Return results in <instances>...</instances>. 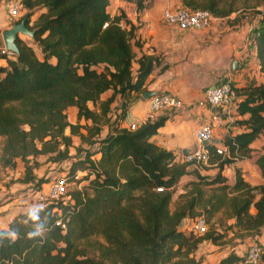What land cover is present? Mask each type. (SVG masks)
Wrapping results in <instances>:
<instances>
[{
  "label": "trees",
  "instance_id": "16d2710c",
  "mask_svg": "<svg viewBox=\"0 0 264 264\" xmlns=\"http://www.w3.org/2000/svg\"><path fill=\"white\" fill-rule=\"evenodd\" d=\"M21 1L26 11L10 25L24 18L39 52L17 36L18 53L13 58L0 56L6 61L0 66L1 164L13 168L19 159L23 173L16 181L29 183L34 193L48 182L33 174L39 165L37 156L46 155L47 161L56 164L75 159L66 177L72 179L76 170L83 171L79 180L86 184L68 192V200L46 202L30 216L18 214L7 230H0V264H198L193 256L197 244L203 239L216 243L225 232L211 228L196 237L182 230V219L193 217L195 206L204 211L206 221L223 210L234 219L225 229L237 237L253 239L259 234L264 226V183L249 185L235 168L234 180L228 184L221 170L234 159L248 157L249 144L264 131V11L250 34L262 80L235 88L236 114L246 115L235 123L243 130L223 138L226 155L206 145L207 163L217 168L213 176H207L186 162L174 161L170 151L148 140L165 116L146 118L134 130L121 126L130 98L144 91V81L157 59L140 55L132 75L133 26L126 29L119 23L120 16H109L108 0ZM234 2L181 0L183 7L205 9L212 16L229 14ZM40 7L45 11L28 24L32 9ZM108 89L111 95L99 103V112L90 110L86 103H95ZM115 95L120 101L110 110ZM68 106L76 107L77 118L89 119L91 124L68 123ZM105 116L111 128L96 139ZM72 134L97 145L91 150L78 145L71 156ZM96 153L98 158H92ZM255 164L264 178V153ZM185 174L195 180L189 182L188 192L178 196L184 200L176 201L170 211L174 186ZM58 219L63 229L55 224ZM91 236H99L101 242L88 244ZM88 246L94 256L87 254ZM241 258L230 251L217 264H234ZM261 259L264 262V252Z\"/></svg>",
  "mask_w": 264,
  "mask_h": 264
},
{
  "label": "crops",
  "instance_id": "0c3cea01",
  "mask_svg": "<svg viewBox=\"0 0 264 264\" xmlns=\"http://www.w3.org/2000/svg\"><path fill=\"white\" fill-rule=\"evenodd\" d=\"M180 5H182L181 0H108L106 7L109 16H120L119 23L122 27L127 29L129 24L133 26V37L130 40L134 54L131 62L132 75H135L137 68L135 60L140 55H152L157 59V64L153 66L144 81V91H152L155 94H170L182 103L179 108L162 109L156 113V117L165 116V120L157 128L156 133L148 139L156 146L170 151L174 161L181 159L183 151H190L195 147L193 133L198 125L202 123H212L214 133L211 143L215 145L220 144L225 136L243 130V126H238L235 121L245 118L246 115H234L231 118L214 116L215 113L211 108L196 105V102L203 98V92L207 87L229 81L235 88H240L251 82L259 83L262 80L250 35L251 30L257 26L254 24L256 15L253 12L234 7V10L225 16H212L210 25L206 29L180 30L174 25L163 23L160 17L164 8H175ZM25 11L26 9L23 10V13ZM44 11L43 7L32 9L28 24H31ZM13 21L6 17L0 4V33L7 29ZM17 36L28 43L36 53L39 52L37 45L31 39H27L22 35ZM134 42H137V45ZM234 61L235 67L233 68L232 63ZM5 65V58L0 57V66ZM110 95V89L100 93L95 103H86L87 107L98 113L99 103L106 100ZM119 101V96L115 95L108 108L113 109L112 107H116ZM147 111L148 98L142 97V93L132 95L121 126L123 127L127 121L132 120L137 121L139 124L142 123L146 119ZM65 114L66 120L70 124H91L89 119L77 118V109L74 106H68L65 109ZM107 116L102 118L104 121L100 122V130L96 139L104 137L111 128L109 120L106 119ZM79 131L85 133L82 128ZM64 134H69L67 128L64 130ZM70 139L71 145L68 147V154L71 156L75 153V147L78 145L83 149L89 148L90 150L97 145L96 143L91 145L82 142L74 134L70 135ZM3 141L4 137L0 135V158ZM260 147L264 148V131L249 144L248 157L234 159L230 164L223 166L224 169L222 168L221 174L226 178V182L229 184L233 182L235 172L233 171L232 175L229 174V171L237 168L242 179L249 185L257 186L264 183V178L255 164L256 157L264 153V150H261ZM98 156V153H96L92 158L97 159ZM35 160L39 163L32 170L36 177L49 176L48 170H51L53 165L56 164L47 161L46 155H39ZM15 166V169L3 166L0 159V230H7L8 223L18 214L29 213L30 216V213L38 206L35 201V194L30 191L29 183H8L9 178L16 179L18 175L23 173V165L19 159H15ZM207 166L212 167L211 173L217 171L214 165L209 164ZM224 170H227L228 173L224 174ZM81 173L84 174L83 171ZM183 176L184 179L192 180L185 177L186 174L181 177ZM44 184L40 187L41 191L45 190L42 187ZM15 186L25 187L26 202H14L18 197L12 196V199L9 200V196H6L8 191L15 189ZM177 194L178 190H175L171 195V200H174ZM257 198L258 194L254 196V200ZM19 203L23 204L19 205ZM249 212H254L253 207L249 208ZM187 218L185 217L181 221L180 228L182 230H185V225L190 219ZM233 222L232 217H227L224 221L225 225L220 227L216 223L213 229L221 233V228H225ZM10 236L13 237V235ZM252 238L264 250V226L260 228L259 234L254 235ZM253 239H251V236H246L243 241L240 240L237 244L231 245V248L226 252L218 250L221 244L220 241L211 243L206 240L207 253L204 254L206 260L201 259L198 264H202L201 262L207 263V261L211 263L208 259L214 255H216L213 258L215 259L214 264H217L230 251L237 256H242V249L247 247Z\"/></svg>",
  "mask_w": 264,
  "mask_h": 264
},
{
  "label": "built area",
  "instance_id": "2783aa9c",
  "mask_svg": "<svg viewBox=\"0 0 264 264\" xmlns=\"http://www.w3.org/2000/svg\"><path fill=\"white\" fill-rule=\"evenodd\" d=\"M1 8L9 20H18L23 15L24 6L21 0H1ZM161 20L165 24L174 25L180 30H202L210 25L212 15L205 9H189L182 5L175 8H164L161 11ZM14 54L6 50L0 43V56L7 58ZM239 97L234 86L229 81H223L219 84L207 87L203 92V98L196 102V105L211 108L215 113L214 116H224L231 118L236 114V106ZM182 103L175 96L165 93H156L148 97V111L146 118L153 119L156 113L162 109H174L181 107ZM214 116H212L214 118ZM124 121V120H123ZM122 121V122H123ZM139 123L137 121H127L123 126L127 130H134ZM212 123H202L198 125L193 133L195 147L187 151L181 156L179 162H186L192 167H200L206 165L208 162V151L206 145H213L215 152L220 155H226V147L221 142L218 145L212 144L213 138ZM79 172L76 170L73 179H78ZM66 173L52 175L47 182L46 190L41 189L35 191V201L38 206L46 202H56L67 197ZM156 191H161V187H156ZM56 225L64 228V224L58 219L55 221ZM190 228L193 234L201 235L206 231V218L200 214L189 219ZM264 252L262 247L253 240L245 250L242 258L235 264H262L261 254ZM264 264V263H263Z\"/></svg>",
  "mask_w": 264,
  "mask_h": 264
},
{
  "label": "rangeland",
  "instance_id": "374dc122",
  "mask_svg": "<svg viewBox=\"0 0 264 264\" xmlns=\"http://www.w3.org/2000/svg\"><path fill=\"white\" fill-rule=\"evenodd\" d=\"M234 7H237V8H240V9L241 8L242 9H246L249 12H253L256 15V17H255L256 21L254 22V24L257 25V23L259 22L258 20L260 18L261 12L264 11V0H235ZM24 10H25V8H24ZM9 27H10V25L7 28H9ZM22 36H24V35H22ZM24 37L27 38V39H30L27 36H24ZM112 108H114V107H112ZM260 149L261 150H264V148H262V147H260ZM73 160H75V159H68V160H65L64 162H58L57 164H54L53 167H52V169L51 170H48L49 176H47L46 178L49 180L52 175H56V174H63V175H65V173H66L65 171L67 170V167L69 166V164H71V162ZM207 165H208V163L206 165H202L200 167H197L196 169H198L199 173L202 174V175L213 176L216 172L211 173L210 170L212 169V167H209ZM15 167L16 166H14L13 169H15ZM45 171L47 172L46 169H45ZM77 171L79 172L78 179H73V178L70 179V178H67V180H66L67 181L66 194L68 192L72 191V190H80L81 189V186L86 184V180L85 181H82V182H81V180H79L85 173L84 174L81 173L82 171H80V170H77ZM233 171H234V169H230L229 174H232L233 175V173H234ZM223 173L224 174H227L228 172H227V170H224ZM21 176L22 175H18L16 177V179L19 178V177H21ZM42 176H44V175H42ZM90 177H92V176H90ZM185 177L190 178L192 180L184 179V176L178 179L176 185L174 186V190H173V192L175 190L176 191L178 190V194H177V196H176V198L174 200H170V203H169V210L170 211L173 210L176 201L181 202L182 200H184V199H179L178 196L181 195V194H184V193L188 192L190 190V188H191L189 182L195 180L194 176L191 175V174H190V176H189V174H186ZM16 179L9 178L7 181H8L9 184L12 183V182H14L15 184H17V183L20 184L19 182L16 181ZM9 187H12V186H9ZM42 187L45 188V190H46V187H47L46 182H45V184ZM202 189L203 190H207V187L206 186H203ZM24 192H25V187L15 186V189H13L12 191H8V193L6 194V196H9V200L12 199V196L18 197V199L15 200L14 202H26L27 199H26V196H25ZM68 198H69V196L67 195V197L65 199L68 200ZM22 204L23 203H19V205H22ZM191 211L193 212V217L202 214V215L205 216V218H207L206 214L204 213V211L201 210V208L199 206H195ZM193 217L189 216L188 218H193ZM226 218H227V215L224 214V211L223 210L216 212L215 215H213L211 217V219H209V220L206 221V231L210 230L211 228H215V225L214 224H216V223L218 224L217 226H220V227L223 226V225H225L224 224V221L226 220ZM186 224L187 225H185V226H186L187 229L185 228L184 231L187 233L188 232L187 230H189V228H190L189 221ZM225 228H226V226H225ZM225 228H221V232H225V236L222 237L221 239L217 240V242H219V241L221 242L222 241V244H220V248L218 250H223V252L228 251L231 248V245L237 244L238 241H240V240L243 241V238H244V237L243 238L237 237L234 234L233 230H230V229H227L226 230ZM193 236L200 237V236H202V234L201 235L193 234ZM96 240L101 242V238L99 236H91V237L88 238V244H89V242L93 243ZM83 243H86V242H83ZM206 243H207L206 242V239H203V240H201L197 244V247H196V249L193 252V256H194V258L196 260H198V261H200L201 259L202 260H206V257L204 255V254L207 253V251H206L207 248L205 247V244ZM199 247H201V249H199ZM247 247H248V245H247ZM247 247H245V248L242 249L243 250L242 251V254H244V252L247 249ZM86 252H87V254L89 256H94V254L92 253V251H91V249H90L89 246L86 249ZM208 254H210V253H208ZM214 256H216V255H214ZM214 256H211V257H209L210 259H208V260L211 261V263L208 262V261H207V263H205V262H201V263L202 264L203 263L204 264H214V261H215V259H213Z\"/></svg>",
  "mask_w": 264,
  "mask_h": 264
},
{
  "label": "water",
  "instance_id": "95a60500",
  "mask_svg": "<svg viewBox=\"0 0 264 264\" xmlns=\"http://www.w3.org/2000/svg\"><path fill=\"white\" fill-rule=\"evenodd\" d=\"M17 35H24L28 38H32L33 30L26 27L24 18H21L18 22L11 24L9 28L0 33L1 42L4 48L11 51L14 55L18 53V48L15 43ZM232 67H235V61L232 63ZM154 94L155 92L152 91H143L142 97L148 98ZM186 152L187 151H183V154Z\"/></svg>",
  "mask_w": 264,
  "mask_h": 264
}]
</instances>
